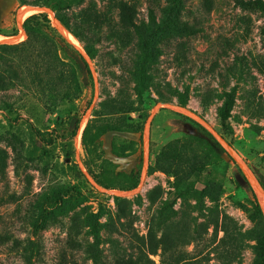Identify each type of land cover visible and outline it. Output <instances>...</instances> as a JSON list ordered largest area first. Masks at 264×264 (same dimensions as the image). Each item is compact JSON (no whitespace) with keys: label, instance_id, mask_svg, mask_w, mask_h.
Returning <instances> with one entry per match:
<instances>
[{"label":"rangeland","instance_id":"obj_1","mask_svg":"<svg viewBox=\"0 0 264 264\" xmlns=\"http://www.w3.org/2000/svg\"><path fill=\"white\" fill-rule=\"evenodd\" d=\"M54 1L56 9L36 6L27 16L46 11L54 24L52 13L65 15L96 50L88 60L93 103L82 114L87 91L50 104L12 80L0 90V264H264V214L225 145L264 175V0H128L134 12L126 26L111 0H67L69 12L66 0ZM186 89L189 105L181 108L175 101ZM163 106L216 127L223 140L208 129L238 166L224 150L196 144L169 111L151 136ZM138 119L145 128L139 185L102 187L83 167L80 130L91 123L104 168L130 173Z\"/></svg>","mask_w":264,"mask_h":264},{"label":"trees","instance_id":"obj_2","mask_svg":"<svg viewBox=\"0 0 264 264\" xmlns=\"http://www.w3.org/2000/svg\"><path fill=\"white\" fill-rule=\"evenodd\" d=\"M64 1L66 12H69L70 6ZM57 2L54 0H4V7L8 12L4 28L0 29V34L5 36H15L19 34V25L17 19L18 9L25 5L44 6L48 5L56 9ZM110 4H116L123 14H121V23L123 26L132 23V12L134 4L128 0H111ZM73 15V14H72ZM57 18L76 36L75 32L65 15L57 14ZM128 19V21H127ZM24 27L27 31V38L17 43L0 44V52L9 54L6 57L0 54V90L6 88V84L12 80L13 84H21L26 90H34L37 93H43L47 100L60 102L63 100L78 99L85 91L83 102L78 105L82 107V114H85L93 103L94 94V76L85 54L77 48L67 37L56 27L46 11H39L27 16L24 20ZM84 48L90 58L94 59L96 50L85 43ZM9 74V75H7ZM189 91H179L175 103L181 107L189 105ZM169 111L183 121L189 131L192 140L214 153H221L224 150L221 141L200 121L177 110L168 107H161L151 121V136L154 126L162 111ZM78 111V110H77ZM77 113V112H76ZM151 113L147 115L150 117ZM230 116V106L227 104L221 115L223 127H228ZM136 157L134 169L130 172L116 171L110 167H103L108 161L101 149L102 143L97 134L90 131L89 123L82 134V146L85 151L84 163L93 179L102 187L107 189L129 190L139 185L142 164H144V125L141 120H136ZM78 133L75 126L71 130V138ZM231 146L232 144L229 143ZM233 147V146H232ZM234 148V147H233ZM225 151V150H224ZM237 151V150H236ZM228 153L227 151H225ZM238 152V151H237ZM230 159L238 166L235 158L228 153ZM112 165L111 162H109ZM249 166V165H248ZM257 176L264 188V175L256 168L249 166ZM241 170V168L239 167ZM242 172V170H241ZM112 173V175H110ZM247 184L251 187L256 200V205L261 214H264L263 208L251 186L248 178L242 172ZM96 191L97 188L92 186ZM261 261L264 263V219L260 234Z\"/></svg>","mask_w":264,"mask_h":264},{"label":"bare ground","instance_id":"obj_3","mask_svg":"<svg viewBox=\"0 0 264 264\" xmlns=\"http://www.w3.org/2000/svg\"><path fill=\"white\" fill-rule=\"evenodd\" d=\"M36 8V6L33 5H28L25 4L23 6H21L18 9L17 12V19L18 22L21 24L22 27V32L19 35H15V36H4L0 34V38L3 37L5 38L7 41L10 42H15L17 41L19 38H21L24 34H26L25 28L23 26L24 20L26 18V16L29 14V11L31 9ZM52 18H53V22L54 25L56 27H58V29L67 37V39L69 41H71L74 45L77 46L78 49H80L85 56L87 57L88 60H90V56L87 54L84 45L82 44V42L80 41V39L74 35L55 15L54 13H52ZM184 108V107H181ZM185 110V109H184ZM152 119V116L150 117V120ZM149 120V121H150ZM85 123V121H84ZM208 128L214 132V134H216L220 139V135L219 132L217 131L216 127L208 125ZM82 132H83V128L80 130L78 136H77V142L80 144L81 141V136H82ZM148 140H149V124H148V128L146 130V148H148ZM223 140V139H221ZM226 147L231 151V153L238 159V161L240 162V164L244 167L245 172L249 178V180L251 181V183L253 184L263 206H264V188L262 186V184L260 183V181L258 180L257 176L255 175V173L252 171V169L248 166V164L244 161V159L242 158V156L234 149L232 148L228 143L225 142ZM85 171H87L86 167L83 165ZM145 173V172H144Z\"/></svg>","mask_w":264,"mask_h":264}]
</instances>
